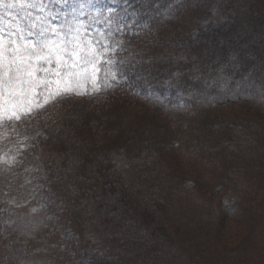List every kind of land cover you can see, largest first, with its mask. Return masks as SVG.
Returning a JSON list of instances; mask_svg holds the SVG:
<instances>
[{
    "label": "trees",
    "instance_id": "1",
    "mask_svg": "<svg viewBox=\"0 0 264 264\" xmlns=\"http://www.w3.org/2000/svg\"><path fill=\"white\" fill-rule=\"evenodd\" d=\"M215 1L0 4V53L25 29L36 47L79 36L102 70L98 85L93 65L57 68L55 52L50 61L31 58L30 111L51 112L37 124L27 115L13 118L23 128L0 140V155L20 165L14 174L21 188L34 182L57 192L61 221L77 234L85 264H244L252 240L264 234V0H220V7ZM133 12L145 28L128 24ZM100 22L135 49L122 53L125 59L145 62L125 69V79L108 63L118 59L112 51L118 46L83 37ZM100 90L113 96L91 112L84 101ZM5 107L12 105L0 102ZM29 108L19 103L13 114H30ZM183 155L195 159L193 172L177 170ZM90 211L101 225L95 238L88 233ZM229 222L237 230L228 232ZM70 245L56 231L35 246L36 254L68 264Z\"/></svg>",
    "mask_w": 264,
    "mask_h": 264
},
{
    "label": "rangeland",
    "instance_id": "2",
    "mask_svg": "<svg viewBox=\"0 0 264 264\" xmlns=\"http://www.w3.org/2000/svg\"><path fill=\"white\" fill-rule=\"evenodd\" d=\"M189 1L193 3L198 0ZM248 1L250 0H242L236 4L245 5ZM110 4L111 7L115 6L114 3ZM236 4H234V6ZM213 5L215 7H220L221 1L216 0ZM133 13H131V19L128 24L132 26L136 24L137 28H145L147 24L140 20L137 13L136 15H132ZM221 18L224 19L223 16ZM221 18L217 17L216 20L221 21ZM0 29L3 30L1 25ZM86 30L87 32L85 31L83 33V37L88 36L92 41L100 43L108 42L111 46H118L117 42L121 43V39L113 34L110 25L107 23L100 22L96 25H89ZM26 32L27 30L25 29L21 30L18 34L19 36L25 37ZM60 34L59 36H66V33ZM53 36L55 35L53 34ZM25 38L28 39L27 37ZM69 39L71 38L67 40ZM212 40L219 41V38H212ZM16 41L17 44L22 43L20 39H16ZM211 42L212 41L209 40V43H205L204 47H209ZM1 48L2 46H0V49ZM2 59L3 58L0 57V62H2ZM68 60L72 62V58L69 56ZM95 66L97 68L96 82L98 85H101L102 70L100 69V64H95ZM33 71L31 77L27 76L26 73L23 77L25 80L23 92L21 95H18L16 101H14L16 107H10L11 110H6V107L0 109V140L10 138L21 127L23 128L24 122L18 123L14 121L13 118H10L14 117L13 112L19 103H22V105L27 108H29L31 103V107L27 112L34 108L33 103H35V100L32 97L33 92H28L29 89L32 90L36 82L33 76L35 72ZM3 78L4 68L0 67V81H2ZM112 96L113 95L109 96L100 90L94 94L91 101L87 103L84 101V106L88 104L91 112L96 111V113H98L104 104L106 106L110 102L109 99ZM256 97L260 99L263 96L259 92H256ZM5 99V89L0 86V102H3ZM129 105L131 106V104ZM182 109H184L183 111H188L190 114V108L184 107ZM50 112V108H45L39 115L30 111V114H27V116H29L27 120L31 119V124H37L38 119H44ZM92 124L98 131L101 130V124H96V122ZM5 131L10 133L4 134ZM43 145L46 146V142L45 144H39V148H42ZM38 152H41V149H38ZM176 164L178 165V171L193 172V168H195V159L189 155H183L176 160L175 165ZM19 167V164L8 161L3 155H0V264H60V261L55 262L49 258L46 259L47 261L41 260L36 254L35 247L36 245L40 246L41 243H45L56 231H59L62 237L71 241V245L65 250L66 255L72 259L68 264H76V262L82 261L83 256L80 254L83 250L78 249L77 234L66 222L61 221L60 209L56 204L57 192L50 188L42 189L34 182H29V184L26 185L27 189L21 188L18 177L14 174ZM121 167L124 171H129L128 165L121 163ZM90 215H92V217L90 218L91 221L88 226V233L89 236L95 238L101 233V225L92 211H90ZM237 228L238 225H234L230 222L227 224L228 232H234ZM69 236L71 237L70 239L68 238ZM251 243L254 246L249 248L250 252L247 254L248 261L246 260L244 264H264V234L257 233L256 238L252 240ZM41 248L45 247L43 246Z\"/></svg>",
    "mask_w": 264,
    "mask_h": 264
},
{
    "label": "snow or ice",
    "instance_id": "3",
    "mask_svg": "<svg viewBox=\"0 0 264 264\" xmlns=\"http://www.w3.org/2000/svg\"><path fill=\"white\" fill-rule=\"evenodd\" d=\"M19 3V0H17ZM67 2V0H66ZM113 3L118 2V0H112ZM128 0H123V4L127 5ZM0 4H3V0H0ZM7 8H14L17 6L16 3H8L4 5ZM127 11V8H125ZM132 15H136L133 13ZM131 27V26H125ZM129 35H136L134 32L128 33ZM11 35V34H10ZM31 36V33H29ZM43 36V33H41ZM22 43L17 44L15 39H9L6 45L3 46V52L0 53V57H2V62H0V67L4 68V78L0 81V86L5 89V105H12L13 108L16 107L14 101H16L17 96L21 95L23 92V85L25 83L24 75L25 73L27 76H32V71L30 70V64L26 63L30 61L31 58L35 57L37 60H48L50 61L52 55L55 53H59L56 58V65L57 68L63 67L65 69L75 68L76 65L79 63L81 66L93 65V72L97 71L95 68V64L98 62L96 58V54L92 52L91 47L85 45L84 47L87 48V51H84V48L81 47L79 41V36H73L69 40L60 39L58 42H49V41H41L40 46L36 47L32 44V42L26 39L23 36L19 37ZM3 40V37L0 36V41ZM118 43L117 49H112L118 57L116 60H109V64H116L119 66L117 71V75L121 77V79H125V69L128 71H134L136 65H140L145 63L144 61H133L135 57H129L125 59L122 53H126L129 51H135V49H127L124 47V43ZM141 54L142 53H138ZM67 55L72 58V64H69L64 56ZM152 57H149L150 62ZM173 76H178V73H173ZM138 76L143 77L142 74H138ZM167 83V82H166ZM7 110V107H6ZM28 113H21L19 115H14L16 120L22 119L23 116L27 115ZM71 238L70 236L68 237ZM79 264H85L84 261H80Z\"/></svg>",
    "mask_w": 264,
    "mask_h": 264
}]
</instances>
